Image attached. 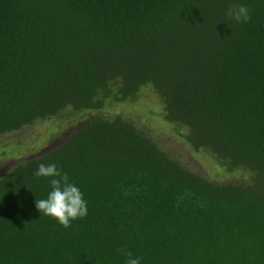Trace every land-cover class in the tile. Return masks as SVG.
<instances>
[{
  "label": "trees",
  "instance_id": "trees-1",
  "mask_svg": "<svg viewBox=\"0 0 264 264\" xmlns=\"http://www.w3.org/2000/svg\"><path fill=\"white\" fill-rule=\"evenodd\" d=\"M251 22L226 15L231 3ZM229 37V38H228ZM225 182L172 158L121 115L83 119L61 146L0 177V264H264V0H0V137L134 103ZM55 163L88 214L65 229L35 201Z\"/></svg>",
  "mask_w": 264,
  "mask_h": 264
},
{
  "label": "rangeland",
  "instance_id": "rangeland-1",
  "mask_svg": "<svg viewBox=\"0 0 264 264\" xmlns=\"http://www.w3.org/2000/svg\"><path fill=\"white\" fill-rule=\"evenodd\" d=\"M162 105L150 88L140 91L134 103L118 104L102 112L86 113L82 118L65 116L54 120H40L33 126L0 137V177L19 162L61 146L78 128L83 119L121 115L143 129L172 158L187 169L210 181L225 182L237 176L225 175L215 161L204 153H195L190 146L175 137L173 130L159 116Z\"/></svg>",
  "mask_w": 264,
  "mask_h": 264
},
{
  "label": "clouds",
  "instance_id": "clouds-1",
  "mask_svg": "<svg viewBox=\"0 0 264 264\" xmlns=\"http://www.w3.org/2000/svg\"><path fill=\"white\" fill-rule=\"evenodd\" d=\"M225 15L237 24L249 23L252 19L251 10L246 5L235 2L228 6ZM34 175L37 178H50L52 188L47 198L35 201L42 216L54 218L65 229L71 227L72 221L87 216L88 205L83 193L55 163H40ZM117 251L125 258V264H141L142 257H134L130 250L120 248Z\"/></svg>",
  "mask_w": 264,
  "mask_h": 264
}]
</instances>
